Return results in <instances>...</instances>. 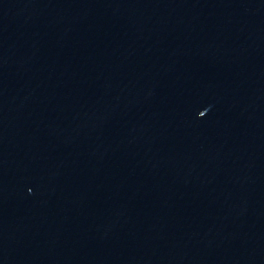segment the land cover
Listing matches in <instances>:
<instances>
[{"label": "water", "instance_id": "obj_1", "mask_svg": "<svg viewBox=\"0 0 264 264\" xmlns=\"http://www.w3.org/2000/svg\"><path fill=\"white\" fill-rule=\"evenodd\" d=\"M0 264H264V0H0Z\"/></svg>", "mask_w": 264, "mask_h": 264}]
</instances>
